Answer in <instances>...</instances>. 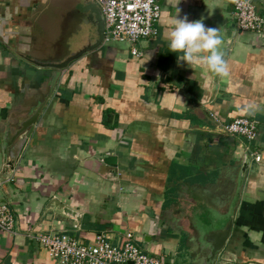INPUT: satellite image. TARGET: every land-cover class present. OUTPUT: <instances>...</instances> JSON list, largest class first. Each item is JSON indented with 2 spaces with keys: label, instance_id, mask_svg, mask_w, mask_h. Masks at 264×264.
<instances>
[{
  "label": "crops",
  "instance_id": "1",
  "mask_svg": "<svg viewBox=\"0 0 264 264\" xmlns=\"http://www.w3.org/2000/svg\"><path fill=\"white\" fill-rule=\"evenodd\" d=\"M84 1L0 0V202L15 220L0 232V264H60L36 240L52 232L85 244L99 235L118 244L131 232L163 264H201L179 226L188 214L204 218L206 208L226 212L245 153L252 162L233 232L214 264H264V37L237 27L235 0H162L159 36L135 46L140 57L112 44L73 63L3 177L8 132L51 93L54 71L27 57L60 61L92 41L95 30L78 10ZM253 1L264 15V0ZM177 9L178 18L219 28L228 76L178 65L168 47ZM239 118L258 123L255 142L221 132ZM54 199L80 223L51 207Z\"/></svg>",
  "mask_w": 264,
  "mask_h": 264
},
{
  "label": "built area",
  "instance_id": "2",
  "mask_svg": "<svg viewBox=\"0 0 264 264\" xmlns=\"http://www.w3.org/2000/svg\"><path fill=\"white\" fill-rule=\"evenodd\" d=\"M88 1L97 4L104 16L103 45L128 44L132 55L140 57L141 53L135 46L143 40L159 36L157 24L162 15V0ZM233 10L241 31L264 37V15L260 14L253 0H235ZM216 122L219 123L218 120ZM220 130L229 136L242 137L250 144L258 138V123L249 118L236 119L221 126ZM252 157L256 163L262 162L261 154L253 153ZM4 184L5 181L0 180V187ZM14 225L10 206L0 202V232L12 231ZM36 240L60 264H163L161 257L147 252L131 232L118 244L111 242L106 235H99L90 244H85L60 232L40 234Z\"/></svg>",
  "mask_w": 264,
  "mask_h": 264
},
{
  "label": "water",
  "instance_id": "3",
  "mask_svg": "<svg viewBox=\"0 0 264 264\" xmlns=\"http://www.w3.org/2000/svg\"><path fill=\"white\" fill-rule=\"evenodd\" d=\"M78 10L86 15L87 23L95 30V36L92 41H90L80 51L70 53L66 56V58L60 61H39L32 59V57H27V61L38 68L50 69L54 71V77L50 85L51 93L46 101L35 109L32 116L21 124V128L14 135H12L11 132H8L5 138V155H7V160L5 162L6 172L4 173L5 175H3L4 178H9L20 162L29 140L38 125L42 111L48 104L62 72L69 69L73 63L80 60L85 55L90 54L103 46L105 19L101 9L97 4L86 0L78 6ZM8 148L10 149L8 150ZM108 161L115 162V158L110 157L107 159V162ZM251 162V156L248 153H245L239 174L237 190L226 212L223 213L213 208H206L203 211V214L206 215L204 218H202L199 214H194L192 217L193 229L195 231L192 244L197 256L201 257V264H214L218 255L225 250L230 241L234 228L236 211L242 198V187L246 179L247 172L251 167ZM50 206L59 208L63 211L65 216L80 223L81 215L57 199H54Z\"/></svg>",
  "mask_w": 264,
  "mask_h": 264
},
{
  "label": "clouds",
  "instance_id": "4",
  "mask_svg": "<svg viewBox=\"0 0 264 264\" xmlns=\"http://www.w3.org/2000/svg\"><path fill=\"white\" fill-rule=\"evenodd\" d=\"M177 16L168 35L170 52L179 53V62L187 65L198 63L215 74L226 77L229 74L228 63L220 47L223 43L219 28L206 27L203 20L189 21L187 16Z\"/></svg>",
  "mask_w": 264,
  "mask_h": 264
},
{
  "label": "rangeland",
  "instance_id": "5",
  "mask_svg": "<svg viewBox=\"0 0 264 264\" xmlns=\"http://www.w3.org/2000/svg\"><path fill=\"white\" fill-rule=\"evenodd\" d=\"M187 211H189V210L187 209ZM189 212H191V211H189ZM185 220H186V222H183V225H180L179 229L181 232H183V233L185 232L189 236V240H192L193 237L195 236V231L193 229V224H192V216L190 214H188V217H186ZM175 228H176V226H175ZM188 243H190L189 247L193 248V244H192L193 240H192V242L190 241Z\"/></svg>",
  "mask_w": 264,
  "mask_h": 264
}]
</instances>
